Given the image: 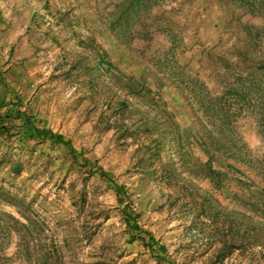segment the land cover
I'll use <instances>...</instances> for the list:
<instances>
[{"label": "rangeland", "instance_id": "374dc122", "mask_svg": "<svg viewBox=\"0 0 264 264\" xmlns=\"http://www.w3.org/2000/svg\"><path fill=\"white\" fill-rule=\"evenodd\" d=\"M121 1L0 0V71L38 125L78 152L76 160L60 144L0 136V264H264L251 225L242 249L214 250L241 232L235 210L249 217V204L216 193L213 206L194 210L188 174L170 173L169 158L181 171L175 154L165 157L160 133L142 127L172 112L205 158L197 140L216 133L206 106L219 96L218 107L233 115L223 138L231 132L245 144L243 160L264 169L251 82L264 84L255 69L264 63V0H150L144 17L116 20ZM130 80L135 92L150 93L123 113L116 102ZM243 83L247 103L222 95L225 84ZM249 162L237 168L253 177ZM124 215L138 226L130 229ZM150 234L165 252L152 249Z\"/></svg>", "mask_w": 264, "mask_h": 264}, {"label": "trees", "instance_id": "16d2710c", "mask_svg": "<svg viewBox=\"0 0 264 264\" xmlns=\"http://www.w3.org/2000/svg\"><path fill=\"white\" fill-rule=\"evenodd\" d=\"M150 0H122L116 8V20L127 18V16L138 15L144 17L146 12L143 10L148 6ZM42 21L43 16H39ZM100 61V60H98ZM101 67L100 62L94 66V71ZM257 72L264 75V63L260 67H255ZM241 79V78H240ZM135 80V79H134ZM241 80H246L242 78ZM257 80V78H256ZM255 89L256 106L259 109V115H263L264 121V84H254ZM245 83L241 86L232 84H225L223 86L222 95L233 94L244 103H247L249 93H245ZM126 93L124 97H118L116 104H118V110L123 113H130L133 109L132 102L134 97L146 98L144 95H149L150 90L145 91L142 94L134 91L135 81L130 80L126 87ZM253 89H251L253 91ZM12 86L9 84L8 79L0 71V136L3 135L7 139L11 138L14 132L19 133L23 138L38 139L45 142L50 141L52 144H60L65 147L67 152L74 158L78 159L77 149L73 146L70 139L61 134L53 131L50 128L40 127L33 116V113L23 108V102L19 94H13ZM148 98V97H147ZM219 96L212 98L206 109H208L213 118V125L216 129V133L209 131L207 138H200L197 140L204 148L205 158L196 154L194 150L193 142L190 140V134L188 133V143L186 144V137L184 129L181 128L179 122L175 119V115L172 112L166 111L164 120L146 119L142 124L143 131L148 135L157 131L161 135L159 140V147L165 150V157L171 153L175 154L177 163L181 167V171L175 166V159H167V164L171 174H188V184L190 185V192L188 193V205L193 207L194 210L200 206L203 209L213 206L214 201H217L215 194L220 195L229 194L231 198L237 200L241 205L249 204L251 208L248 217L245 210H235L237 218L238 230L242 232H234L230 236L228 234L227 239L221 240L214 247L217 253L225 254V249H234L235 247L241 248L245 245L246 241V227L253 226L252 239L250 237V243L253 241L254 245H260L264 243V169L259 168L257 164L258 160L253 161L250 158V165L252 163L253 177L247 176L245 171L239 167L237 163L248 162L243 160L244 157L240 153V149L245 147V144L239 139L235 138L231 132L227 135L228 138H223V135L227 130H232L233 127V115L224 111V108L218 107L221 100H218ZM255 99V98H254ZM146 100V99H144ZM144 100V104H147ZM150 103V102H148ZM205 103V102H204ZM148 105V104H147ZM5 107V109H3ZM219 108V109H218ZM170 115V117H169ZM261 118V119H262ZM20 121L19 124H16ZM225 130V131H223ZM221 133V135H219ZM226 135V134H225ZM167 148V146H169ZM235 149V150H232ZM237 149V150H236ZM257 163V164H256ZM91 160L86 158L84 165H90ZM255 165V166H254ZM99 174L109 179L110 174L102 168H99ZM242 176V177H241ZM205 181L209 188L202 192V188L197 185V182ZM232 185L237 186V189L230 190ZM116 191L120 197L123 186L116 185ZM202 201V202H199ZM207 206V207H205ZM130 229L137 227L136 220H133L131 216L124 215ZM3 225H0V230L4 229ZM149 244L152 249L157 247L160 251L165 252L166 246L161 244V241L156 239L153 234H150ZM213 245V244H212ZM263 245V244H262ZM217 247V248H216ZM218 250V251H217ZM48 259V257L46 256Z\"/></svg>", "mask_w": 264, "mask_h": 264}]
</instances>
